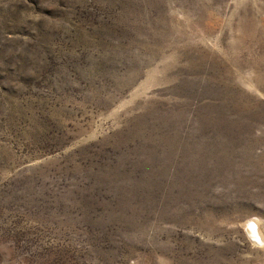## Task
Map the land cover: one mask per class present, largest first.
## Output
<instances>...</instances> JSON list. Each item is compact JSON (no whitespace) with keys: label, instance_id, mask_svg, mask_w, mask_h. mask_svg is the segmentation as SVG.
<instances>
[{"label":"rangeland","instance_id":"374dc122","mask_svg":"<svg viewBox=\"0 0 264 264\" xmlns=\"http://www.w3.org/2000/svg\"><path fill=\"white\" fill-rule=\"evenodd\" d=\"M0 264H264V0H0Z\"/></svg>","mask_w":264,"mask_h":264},{"label":"bare ground","instance_id":"6f19581e","mask_svg":"<svg viewBox=\"0 0 264 264\" xmlns=\"http://www.w3.org/2000/svg\"><path fill=\"white\" fill-rule=\"evenodd\" d=\"M255 228H256V227H255ZM258 229H259V228H258ZM256 230H257V229H256ZM256 230H255V229H253V231L255 232V234L258 232V231L256 232ZM256 235H257V234H256ZM257 242H258V241H257ZM260 242H261V240H260Z\"/></svg>","mask_w":264,"mask_h":264},{"label":"water","instance_id":"95a60500","mask_svg":"<svg viewBox=\"0 0 264 264\" xmlns=\"http://www.w3.org/2000/svg\"><path fill=\"white\" fill-rule=\"evenodd\" d=\"M253 229H255V226H252Z\"/></svg>","mask_w":264,"mask_h":264}]
</instances>
